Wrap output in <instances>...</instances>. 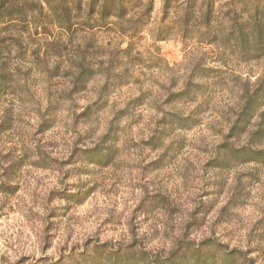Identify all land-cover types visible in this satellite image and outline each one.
<instances>
[{"label":"rangeland","instance_id":"1","mask_svg":"<svg viewBox=\"0 0 264 264\" xmlns=\"http://www.w3.org/2000/svg\"><path fill=\"white\" fill-rule=\"evenodd\" d=\"M255 1L0 32V264H264V54L220 39Z\"/></svg>","mask_w":264,"mask_h":264},{"label":"trees","instance_id":"2","mask_svg":"<svg viewBox=\"0 0 264 264\" xmlns=\"http://www.w3.org/2000/svg\"><path fill=\"white\" fill-rule=\"evenodd\" d=\"M206 1L207 26L211 24L213 5L210 4L211 0ZM256 1L254 13L249 18L240 21L235 11L228 21L229 28L220 35L224 42L232 43L233 47L246 54H264V10L260 9ZM133 3L136 5H130ZM153 5L154 0H0V32H11L14 35L9 36L10 39L17 42L32 31L37 35L39 30L43 31L41 34H50L51 28L68 35L79 31L116 30L122 28V23L133 10L143 9L141 17L131 22L129 28L133 35H137L142 28L141 18L151 15ZM170 6V0H165L163 12L168 13ZM4 41L0 38V44ZM262 154L252 152L250 159L259 160L258 156ZM194 264L201 262L197 260ZM222 264H232L229 253L223 258Z\"/></svg>","mask_w":264,"mask_h":264}]
</instances>
